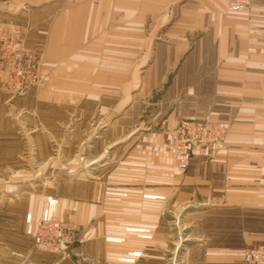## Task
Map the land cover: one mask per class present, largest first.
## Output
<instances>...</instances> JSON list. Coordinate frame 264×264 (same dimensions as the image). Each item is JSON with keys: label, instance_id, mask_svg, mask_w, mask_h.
I'll return each mask as SVG.
<instances>
[{"label": "rangeland", "instance_id": "1", "mask_svg": "<svg viewBox=\"0 0 264 264\" xmlns=\"http://www.w3.org/2000/svg\"><path fill=\"white\" fill-rule=\"evenodd\" d=\"M44 1H55L58 8H38ZM101 1L0 0V30L19 27L41 70L40 80L38 75L39 81L26 91L12 92L1 78L0 88L14 97L33 88L46 90L55 100L26 109L31 116L38 111L39 120L32 118L25 122V130L18 128L16 153H0V264H28L42 253L48 258L57 254L61 264H214L215 247L228 245L244 254L263 244L251 240L249 233L264 229V212L217 201L212 205L198 194L204 185L186 182L188 175L220 178L203 163H210L213 152L226 142L229 128L216 120L227 128L220 145L210 150L197 146L188 154L182 149L187 137H195L181 132L183 122L213 119L187 117L188 110L197 108L199 80L197 72L184 66L198 60L176 55L177 42L165 34L180 10L167 16L150 0H142L140 9L129 8L127 1L126 11L119 9L127 20L141 21L136 32L127 24L121 83L110 81V76L103 80L101 65H91L92 55L107 56L108 46L116 40L101 42L102 32L111 27L101 23L105 12L96 7ZM75 4H89L82 13L93 4L97 24L90 25L80 47H72L73 33L60 34V54L56 49L60 77L55 82L51 76L49 81L51 74L45 70L49 43L29 45L31 32L37 24L44 28L48 16L69 12V5ZM107 6L106 12H117L113 0ZM65 18L69 20V14ZM77 55L87 63L74 66L78 73L72 74ZM92 76L96 80L89 85ZM103 81L108 83L103 86ZM184 156L188 162L182 167ZM46 217L59 218L67 226L60 250L35 242L37 224ZM117 223L119 228L114 227ZM106 243L108 252L102 249Z\"/></svg>", "mask_w": 264, "mask_h": 264}, {"label": "crops", "instance_id": "2", "mask_svg": "<svg viewBox=\"0 0 264 264\" xmlns=\"http://www.w3.org/2000/svg\"><path fill=\"white\" fill-rule=\"evenodd\" d=\"M111 1L102 0L96 7H101L105 12L101 21L103 26L111 24V27L107 26V31L102 32L101 42L107 40L109 43L114 40L113 37L116 40L113 47L108 46L107 56L93 54L95 60L91 65H101L100 74L103 75V80L110 76V81L124 82V74L120 72L124 71L125 66L127 24H132L133 31L136 32L135 26L140 27L141 21L140 17L138 20L134 17L127 20L126 12L119 14L118 11H126V1L129 8L140 9L142 0H113V8L117 9V12H106L105 8L109 9L110 6L107 5H110ZM150 1L154 2V8L166 10L167 16L176 8L180 10L176 20L169 24V20L163 22L168 26L166 38L177 42L176 55L186 57L189 61L190 58L198 60L197 64L184 66L189 72H197L199 80L198 92L195 95L197 108L188 110L190 116L187 117L222 120L229 128L226 142L213 152L210 163H203L206 167L211 165L213 173L220 174V178L214 177L211 181L205 174L197 177L188 175L186 178L189 181L186 182L204 185L203 189L199 187L198 194L212 205L217 201L225 206H246L264 212V0H251L248 8L239 13L229 10L227 0ZM76 5H69V12H60L59 15L53 13L48 16L50 20L43 22L44 28H39L37 24L31 32L32 42H28L29 45L34 46L39 44L38 42H45L47 45L49 43V49H45V70L48 75L51 74L47 76L49 81L51 76L55 82L60 77L61 69H57V58L60 55L56 54V49L58 54L61 51L60 34L64 30L73 33L75 40L72 47H80L87 39L90 25L97 24L93 18V4L88 13L82 11L85 7L87 9L89 4H80V7ZM9 7L12 8L7 5V8ZM37 7L58 8L55 1H44ZM66 14H69V20L65 18ZM64 24H67V27L64 28ZM137 32L139 38L140 28ZM103 47L104 44L102 50L105 52ZM75 57L71 67L72 74L78 73L77 68L87 63L83 59L80 60L78 55ZM95 80L92 76L89 85H93ZM103 83L104 86L108 82ZM49 96L46 90L41 92L33 88L24 96L14 97L0 88V153L12 155L18 151L15 148L20 145L18 128L25 130V122H32V118L37 122L40 117L38 111L34 112V116L24 111L29 108L38 109L39 105L45 104L47 100L49 104H53L55 100ZM114 225L119 228L118 223ZM249 236L251 240L264 243V229L260 232L251 231ZM108 247L109 244L106 243L102 249L108 252ZM214 249L217 251L212 256L214 264H242L243 252H236V248L224 245ZM28 264H61V258L57 254H51L48 258L42 253L34 256Z\"/></svg>", "mask_w": 264, "mask_h": 264}, {"label": "built area", "instance_id": "3", "mask_svg": "<svg viewBox=\"0 0 264 264\" xmlns=\"http://www.w3.org/2000/svg\"><path fill=\"white\" fill-rule=\"evenodd\" d=\"M250 3L251 0H228V8L231 12H244ZM39 66L40 61L25 47L19 27L11 25L0 32V78L6 81L8 89L14 93L26 91L31 84L40 80ZM180 130L184 134L195 135L186 138L182 148L186 154L193 152L197 146L208 150L215 148L227 132L225 124L216 120H186ZM187 162L184 156L181 166L185 167ZM66 230L63 220L56 217L43 218L37 224L35 242L49 250H60ZM243 264H264V243L245 251Z\"/></svg>", "mask_w": 264, "mask_h": 264}]
</instances>
